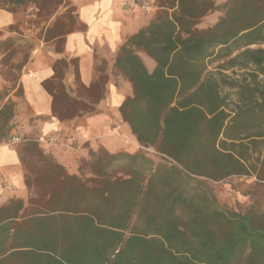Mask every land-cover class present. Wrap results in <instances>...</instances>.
<instances>
[{"label": "trees", "instance_id": "trees-1", "mask_svg": "<svg viewBox=\"0 0 264 264\" xmlns=\"http://www.w3.org/2000/svg\"><path fill=\"white\" fill-rule=\"evenodd\" d=\"M63 3L0 0V9L13 14L32 4L46 20ZM154 3L114 67L133 88L122 118L158 159L143 149L111 153L85 144L86 156L69 172L38 142L22 141L28 194L0 204V264H264L262 195L248 189L243 208H224L211 185L252 175L254 186L264 183V0ZM212 12H221L217 21L199 27ZM83 28L70 5L45 38ZM11 43L9 35L0 39V74L13 88L29 52L19 49L15 63ZM137 51L155 62L152 72ZM212 63L215 76L206 71ZM228 70L242 72L235 78ZM59 79L43 82L53 108L81 106L63 101L61 87L52 86ZM224 86L235 89L233 108ZM13 105L7 100L0 109V143L13 137Z\"/></svg>", "mask_w": 264, "mask_h": 264}, {"label": "crops", "instance_id": "crops-1", "mask_svg": "<svg viewBox=\"0 0 264 264\" xmlns=\"http://www.w3.org/2000/svg\"><path fill=\"white\" fill-rule=\"evenodd\" d=\"M69 1L76 7L77 21L84 28L65 34L62 40L58 36L46 39V27L38 32L29 29L26 39L31 46L30 56L21 68L16 85L0 98V109L11 100L13 136L38 142L64 166L77 167L79 160L86 156L85 144L91 148L102 146L111 153H134L143 149L120 112L122 103L133 97V88L115 70L114 61L119 47L147 23L156 6L154 0ZM144 2L150 3L146 11L141 7ZM218 15L207 19L214 24ZM16 20H19L16 15L0 9V28ZM137 54L147 71L152 72L155 62L142 51ZM58 59L65 61L58 64ZM71 60H76V65ZM54 74L60 79L52 86L61 87L63 101L77 100L81 106L72 108L57 103L53 108V95L43 82ZM4 84L5 80L0 77V90ZM220 90L222 95L230 93L229 108H233L235 89L224 86ZM173 105L174 102L170 106ZM22 146L21 142L13 143L11 139L0 143V204L11 197H27L23 161L26 154ZM261 152L264 153V147ZM15 190L21 195L10 194Z\"/></svg>", "mask_w": 264, "mask_h": 264}, {"label": "rangeland", "instance_id": "rangeland-1", "mask_svg": "<svg viewBox=\"0 0 264 264\" xmlns=\"http://www.w3.org/2000/svg\"><path fill=\"white\" fill-rule=\"evenodd\" d=\"M227 0H216L217 3H223ZM150 4V3H149ZM70 5L69 0H64L63 5H61L51 16H49L46 20L43 18H40L37 16V9L32 5L28 4L26 6L19 7L15 10L13 13L18 17L19 20L14 21L12 24L16 26V30H13L12 32L7 31L8 25L4 26L3 28H0V39L5 38L6 36H11V46L10 48H14L17 50L15 57L13 58V62L17 63L19 59L23 56V52L20 50H24L26 52H29L30 56V45L27 43L26 34L29 29L36 30H42L43 28H48L50 24H52V21L55 19L56 16L61 15ZM143 11H146V9ZM12 14V13H11ZM220 16L221 12H212L205 16L201 22L198 24L199 27H207L212 25L210 19L208 21L207 18L210 16ZM212 18V17H210ZM63 20V19H61ZM10 25V24H9ZM255 47H257L255 45ZM254 47V48H255ZM20 49V50H19ZM235 54V53H234ZM3 56V54L0 53V59ZM216 63L208 64L207 65V73H213L216 74L215 65ZM1 68V66H0ZM252 67L249 66L246 70H251ZM21 71V70H20ZM242 71H226L225 73L228 74L230 77L238 78V75H241ZM247 72V71H246ZM0 77L4 79V76L0 74ZM3 89L6 90V92L11 89L10 83L5 81ZM147 150V151H146ZM145 151L152 154L155 159H158L155 155L154 151L149 148ZM31 164H29V169H31ZM67 170L69 172H75L76 167L65 165ZM229 181L226 182H214L211 183L213 188V194L217 198L218 202L221 204L224 208H230V207H236L238 209L243 208L247 203V190H256L257 193L262 195V198L264 199V183L260 187H256L253 185V183L256 181V177L254 175L250 177H230L227 179ZM12 195H21L18 190H15L14 192H10ZM25 200V199H24Z\"/></svg>", "mask_w": 264, "mask_h": 264}, {"label": "built area", "instance_id": "built-area-1", "mask_svg": "<svg viewBox=\"0 0 264 264\" xmlns=\"http://www.w3.org/2000/svg\"><path fill=\"white\" fill-rule=\"evenodd\" d=\"M148 5H149V2H148V3L144 2V3L141 4V7H142V9L145 10V9L147 8ZM11 142H13V143H17V142H22V140H21L20 138L16 137V136H13V137L11 138Z\"/></svg>", "mask_w": 264, "mask_h": 264}]
</instances>
